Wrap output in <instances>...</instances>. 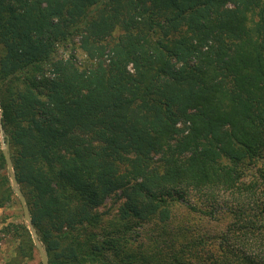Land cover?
I'll list each match as a JSON object with an SVG mask.
<instances>
[{"label": "trees", "instance_id": "1", "mask_svg": "<svg viewBox=\"0 0 264 264\" xmlns=\"http://www.w3.org/2000/svg\"><path fill=\"white\" fill-rule=\"evenodd\" d=\"M0 114L48 264H264V0H0Z\"/></svg>", "mask_w": 264, "mask_h": 264}, {"label": "rangeland", "instance_id": "2", "mask_svg": "<svg viewBox=\"0 0 264 264\" xmlns=\"http://www.w3.org/2000/svg\"><path fill=\"white\" fill-rule=\"evenodd\" d=\"M71 52L72 51L70 50V47L66 49L59 48L56 54L60 57L66 58ZM75 54L77 55L78 52H75ZM77 58L79 59L80 57H77ZM123 202L124 200L122 199L114 200L113 198H109L105 202L104 209H107L110 207L112 208V211H116ZM8 223L23 224V215H22V211H21V208H20V205L17 199L14 200L7 208L0 209V229L2 228V226ZM209 223H207L205 227L210 233H212L214 232L215 226L213 222H209ZM203 225H205V222H203ZM0 236L2 237L3 234H0ZM2 238L3 240L0 243V264H11V258L14 255V249H15L16 244L10 241L9 236H3ZM35 262L37 264H41L38 253H37Z\"/></svg>", "mask_w": 264, "mask_h": 264}, {"label": "water", "instance_id": "3", "mask_svg": "<svg viewBox=\"0 0 264 264\" xmlns=\"http://www.w3.org/2000/svg\"><path fill=\"white\" fill-rule=\"evenodd\" d=\"M0 150L4 158L5 166H6V171L8 175V180L10 183V188L12 190L13 195L16 197L21 211L23 215V224L28 230V233L30 235L31 241L34 245V248L36 249L38 256L40 258L41 264H48V257L46 250L41 243L38 233L36 232L32 220H31V215L29 212V208L26 202V199L20 189V186L16 180L15 173L13 170V164L10 158V151H9V144H8V139L6 138V135L4 134V131L2 129L1 125V114H0Z\"/></svg>", "mask_w": 264, "mask_h": 264}]
</instances>
